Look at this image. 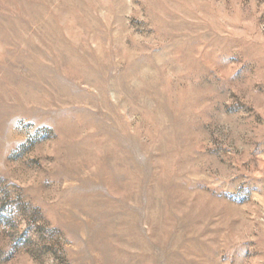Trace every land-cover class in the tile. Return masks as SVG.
Returning a JSON list of instances; mask_svg holds the SVG:
<instances>
[{
	"label": "rangeland",
	"instance_id": "1",
	"mask_svg": "<svg viewBox=\"0 0 264 264\" xmlns=\"http://www.w3.org/2000/svg\"><path fill=\"white\" fill-rule=\"evenodd\" d=\"M0 264H264V0H0Z\"/></svg>",
	"mask_w": 264,
	"mask_h": 264
}]
</instances>
